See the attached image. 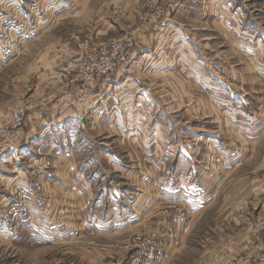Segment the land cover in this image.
Wrapping results in <instances>:
<instances>
[{"label":"crops","instance_id":"crops-1","mask_svg":"<svg viewBox=\"0 0 264 264\" xmlns=\"http://www.w3.org/2000/svg\"><path fill=\"white\" fill-rule=\"evenodd\" d=\"M50 1L60 6L56 21L71 19L79 26L76 32L88 37L76 38L68 49V55L77 58L72 62L86 49L128 34L136 56L130 72L120 70L129 83L109 96L85 92L78 100L82 112L69 104L60 112L37 109L28 117L26 127L16 133V140L26 143L19 151L24 163L11 160L14 164L7 166L11 172L0 169V223L5 220L2 198L15 180L27 179L41 205L50 199V208L81 209V222L76 220L79 216L72 222L78 230L68 233L73 239L84 230L98 235L133 231L148 219L152 222L145 231L151 232L161 223L155 211L184 203L190 216L208 209L216 212L215 220L225 225L220 238L226 241L227 254L260 256L264 252V245L258 244L264 222V52L240 24L229 0H167L159 12L148 16L147 0ZM13 5L8 9L11 15ZM203 20H212L216 29L210 32L224 39L219 47L226 52L221 55L216 49L219 54L214 59L197 41L193 23ZM48 25L42 23L41 30ZM97 29L92 42L91 33ZM226 54L241 60L242 68L236 69L239 65L226 60ZM242 71L246 75H240ZM69 86L74 95L75 84ZM97 97H103L98 113L89 114ZM0 112L1 125L10 110ZM189 122L197 129L187 127ZM76 127L93 137L89 155L82 137H74ZM105 129L118 145L127 147L122 150L126 157L106 153ZM4 155L1 152L0 158ZM48 188L55 190L53 201ZM52 213L45 218L51 227L48 237L30 228L40 238L58 243L64 222L62 213L58 217ZM0 230L1 236L18 234ZM187 232L185 226L168 236L167 254L173 255L185 243Z\"/></svg>","mask_w":264,"mask_h":264},{"label":"rangeland","instance_id":"rangeland-1","mask_svg":"<svg viewBox=\"0 0 264 264\" xmlns=\"http://www.w3.org/2000/svg\"><path fill=\"white\" fill-rule=\"evenodd\" d=\"M11 3L16 4L15 6L13 5L16 9H22L23 14L19 12H14L15 15L14 13L12 15L9 14L8 9ZM229 4L234 7V12H238L237 16L240 24L246 29L248 28L249 35L252 36L254 41L262 45L259 47L264 52V0H229ZM34 8H38V10ZM59 8V5L56 6L55 2L50 0H0V33L6 32L14 24H19L18 27L20 29L19 31L16 29L17 32L11 38L15 44L13 46L14 50L16 49L15 56L10 58L6 64L0 61V111L6 110L7 112L10 110V113H12L19 109L24 110L25 119L30 115L34 116L37 109L46 108L48 110L53 109V111L57 109L60 112L63 106H68L69 104L75 106L78 112L83 111L81 108L82 104L78 101L83 96L79 97L78 91L74 95L70 91L71 87L69 85L74 80V75L70 71L71 60L76 56L70 57L68 49L74 44L76 38L83 41L88 37L76 32L79 26L70 23L71 19L56 21L59 15ZM44 9H47L46 16L38 17L40 25L37 24L38 28L32 33H28V28L34 25L32 23H24L21 20L28 16L30 18L29 22L36 21L39 14L37 11ZM145 12L147 16L155 14L147 9V2ZM225 17H228V15ZM225 17L224 19H226ZM6 20L7 22H5ZM42 23H49L48 29L45 31L41 30ZM212 24V20L193 23L194 28L198 30L195 32L198 34L197 41L209 59H214L213 55L219 54L216 53V49L221 50V55L222 51L226 52L224 47H219L224 41L223 37L218 32H210V30L216 29V27H211ZM97 33L98 29L91 33L92 42L95 40ZM130 35L128 34L127 36ZM127 36L123 38L121 36L116 37L114 38L116 40H112V42H132L130 40L131 37ZM20 38L24 40L22 44ZM109 43L86 49L82 57L89 50ZM131 50L134 53V47ZM224 58L232 63L236 61L235 64L239 65L235 67L236 69H241L244 65L241 60L227 54ZM65 73L66 75L68 74V77L65 76ZM240 75L243 76L246 73L242 71ZM124 79H122V82H124ZM77 84L79 83L76 82V89L78 88ZM161 85L162 83H160ZM123 86L124 84L122 83V88ZM163 86L169 90L168 86ZM111 88L114 87L110 86L109 88L107 86L105 95L109 96L112 91L116 90L112 89L109 91ZM102 98H96L95 109L89 110V114L90 112L93 114H95L94 112L98 113V105ZM50 114L52 115L53 112ZM39 117L42 118L41 113ZM194 124L189 122L187 127L195 130L197 128L194 127ZM79 127H76L74 137L76 138L78 135L82 137L86 154L89 155L93 151V137L88 133L82 132ZM105 134L109 142L107 146L104 145L107 147L105 148L106 153L115 151L126 157L124 152L127 147L118 145L116 138L106 129ZM97 139L99 142L104 141L102 138ZM95 151H98V149ZM126 161L132 166L130 160ZM22 163L24 162L20 161V164ZM11 170L9 167L2 168V171L7 173L11 172ZM48 193L53 201L52 196L55 190L48 188ZM49 203H51L50 199L47 200V205L39 203L42 206L41 209L46 211L47 216L53 212L52 215L54 214L58 217L59 213H62L60 218L64 222V231H60L63 235L60 236L61 239L57 241L58 243L49 238H40L28 226L16 228L14 225L9 224L7 225L8 229H11L12 233L18 234L9 235V237L0 235V264H133L140 254L143 255L142 253L145 250H151L153 247L161 252V259L158 264H216L217 261L226 260L234 256V254L226 253V241L220 238L223 236L221 228L225 227V225L215 220L217 214L214 210L208 209L205 214L202 213L198 216H190L188 211H184V216H182L180 215V206L185 207L186 205L184 203H172L155 211V213L159 214L161 223H157L158 229L151 232L145 231L146 227L151 226L152 220L148 219L145 223L138 226L137 229L125 233L112 234L104 232V235H98L96 233L93 234L91 231L85 232V230L80 229V232L83 231L81 235L77 239H73L68 233H74L73 228L78 230L77 226L72 222L74 221V216H79L76 220L81 222L83 215L81 209L74 207L68 210L67 208L63 209L62 206L56 207V205L55 207L52 205V209L48 205ZM185 208L186 210L188 209L187 207ZM165 217L167 221L164 220ZM4 221L2 218V222ZM185 226H187L188 231L185 243L179 249H176L173 255L167 254L166 239L172 233L176 235ZM15 236L17 237L15 238Z\"/></svg>","mask_w":264,"mask_h":264},{"label":"built area","instance_id":"built-area-1","mask_svg":"<svg viewBox=\"0 0 264 264\" xmlns=\"http://www.w3.org/2000/svg\"><path fill=\"white\" fill-rule=\"evenodd\" d=\"M167 0H147V9L151 13H157L165 5ZM32 7V6H31ZM35 7V6H33ZM38 10V8H34ZM15 12L23 14L22 9H15ZM30 13V12H29ZM36 21H30L28 16L21 20L24 23H32L28 33L34 32L40 25L38 17L46 16L47 9L37 11ZM32 14V13H30ZM7 22V20L5 21ZM19 24L12 26L6 32L0 33V61L5 64L10 58L15 56V44L11 38L16 29L19 31ZM25 27V26H24ZM24 40L20 38L22 44ZM133 43L130 41L112 42L105 46L94 48L85 53L79 60L72 62L70 71L74 75L72 83L76 85L79 83L77 91L83 96L85 92H94L95 95L101 97L105 94L107 86L114 87L112 89L119 90L126 86L128 80L125 78L122 82L123 76H120V70L130 72V66L133 62L135 53L132 52ZM82 85V86H81ZM28 117L25 119L24 110H16L10 113L7 118L0 125V153L5 155L0 158V169L5 168L14 160L20 162L19 151L26 146L25 140H16V133L26 127ZM37 194L32 190L27 179L15 180L8 191V195L1 200L2 214L7 222H1L0 228L6 230L7 225L11 224L14 227L29 226L37 231L41 236L48 237L51 231L50 224L45 219L46 211H43L42 206L39 205ZM186 208L180 206V215L184 216ZM259 243L264 245V222L258 230ZM258 246V245H257ZM144 251V250H143ZM256 252V251H255ZM252 252V253H255ZM143 255L140 254L138 259H135L133 264H158L161 259V252L155 247L151 250H145ZM264 252L261 251L260 256L248 255L246 253L234 255L226 260L217 261L216 264H263Z\"/></svg>","mask_w":264,"mask_h":264}]
</instances>
